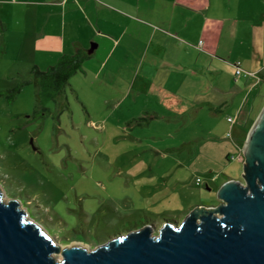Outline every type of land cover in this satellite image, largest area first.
Segmentation results:
<instances>
[{
    "label": "rangeland",
    "instance_id": "rangeland-1",
    "mask_svg": "<svg viewBox=\"0 0 264 264\" xmlns=\"http://www.w3.org/2000/svg\"><path fill=\"white\" fill-rule=\"evenodd\" d=\"M95 61L56 98H40L34 66L24 65L17 43L0 42V189L61 247L94 249L147 221L157 233L197 206L218 205L229 179L243 180L244 162L227 156L243 151L264 105L240 135L208 133L216 124L208 107L198 115L191 104L105 103L89 89Z\"/></svg>",
    "mask_w": 264,
    "mask_h": 264
},
{
    "label": "crops",
    "instance_id": "crops-1",
    "mask_svg": "<svg viewBox=\"0 0 264 264\" xmlns=\"http://www.w3.org/2000/svg\"><path fill=\"white\" fill-rule=\"evenodd\" d=\"M1 41L27 69L86 50L105 103L208 107V133L238 136L264 105V0H0Z\"/></svg>",
    "mask_w": 264,
    "mask_h": 264
},
{
    "label": "water",
    "instance_id": "water-1",
    "mask_svg": "<svg viewBox=\"0 0 264 264\" xmlns=\"http://www.w3.org/2000/svg\"><path fill=\"white\" fill-rule=\"evenodd\" d=\"M243 157V180L226 181L218 205L197 206L157 233L147 224L94 249L61 247L0 189V264H264V108Z\"/></svg>",
    "mask_w": 264,
    "mask_h": 264
},
{
    "label": "trees",
    "instance_id": "trees-1",
    "mask_svg": "<svg viewBox=\"0 0 264 264\" xmlns=\"http://www.w3.org/2000/svg\"><path fill=\"white\" fill-rule=\"evenodd\" d=\"M88 58L86 50L78 49L72 54L61 56L56 64L45 69L33 67L30 73L38 88V96L40 98H56L70 78L83 68ZM171 222L174 221L171 220ZM146 224L152 225L150 221H147Z\"/></svg>",
    "mask_w": 264,
    "mask_h": 264
},
{
    "label": "built area",
    "instance_id": "built-area-1",
    "mask_svg": "<svg viewBox=\"0 0 264 264\" xmlns=\"http://www.w3.org/2000/svg\"><path fill=\"white\" fill-rule=\"evenodd\" d=\"M241 73H242V69L240 67H238L236 74L237 75H240ZM228 121L231 122V123H233L234 122V117L233 116H229L228 117ZM229 135H231V133ZM200 182H201V179L199 178L197 184H200Z\"/></svg>",
    "mask_w": 264,
    "mask_h": 264
},
{
    "label": "bare ground",
    "instance_id": "bare-ground-1",
    "mask_svg": "<svg viewBox=\"0 0 264 264\" xmlns=\"http://www.w3.org/2000/svg\"><path fill=\"white\" fill-rule=\"evenodd\" d=\"M5 199H8L7 197L4 196ZM9 200V199H8ZM29 217V215H27ZM73 245H79L78 243H74Z\"/></svg>",
    "mask_w": 264,
    "mask_h": 264
}]
</instances>
